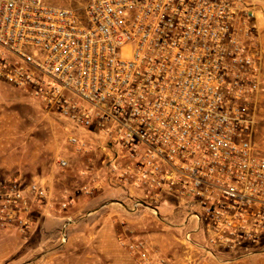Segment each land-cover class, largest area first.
Segmentation results:
<instances>
[{"label":"built area","instance_id":"obj_1","mask_svg":"<svg viewBox=\"0 0 264 264\" xmlns=\"http://www.w3.org/2000/svg\"><path fill=\"white\" fill-rule=\"evenodd\" d=\"M54 1L0 0V81L93 135V146L87 133L70 143L100 156L80 172L88 183L61 197L43 181L0 180V231L27 237L47 206L65 245L80 200L120 189L131 212L160 217L172 202L190 256H263L264 155L253 130L264 0ZM118 242L136 264H176L143 240Z\"/></svg>","mask_w":264,"mask_h":264},{"label":"rangeland","instance_id":"obj_2","mask_svg":"<svg viewBox=\"0 0 264 264\" xmlns=\"http://www.w3.org/2000/svg\"><path fill=\"white\" fill-rule=\"evenodd\" d=\"M54 3L76 5V2L71 0H55ZM257 34L260 40L258 51L261 57L263 81L256 106L253 143L264 155V53L262 52L264 15L260 17V29ZM86 133L83 130L74 129L56 111L46 108L27 92L0 81V180L16 179L26 184L35 180L43 181L51 195L56 197H61L65 190L75 193L77 187L88 183L89 180V178H80L78 172L88 167V160L93 159V156H100L99 152L94 155L79 153L70 143L71 137H82ZM85 137L93 146V135L87 133ZM61 160L69 162L67 169L60 168ZM91 199L83 198L80 202ZM128 199L132 200V198ZM75 209L74 213L78 211V206ZM142 211L148 213L146 217L150 218V223L156 218L159 219L156 222L159 223L158 230L167 232L165 228L169 227V210H163L161 215L158 211L160 217L155 216L153 211L148 209H140L139 213L130 211L131 218L137 217ZM160 219H163V224ZM81 223L84 222H77L74 228ZM29 245L30 242L15 230L0 231V264H45L40 256L35 255L39 253H34ZM64 250L55 255H59L58 258L66 263V256L72 258L73 256L70 253L66 254ZM84 253V250H78L77 254L80 257L77 260L82 258L83 264H90L86 261V258L90 259V257ZM133 261L130 264H136Z\"/></svg>","mask_w":264,"mask_h":264},{"label":"crops","instance_id":"obj_3","mask_svg":"<svg viewBox=\"0 0 264 264\" xmlns=\"http://www.w3.org/2000/svg\"><path fill=\"white\" fill-rule=\"evenodd\" d=\"M262 52L264 53V49ZM81 171L83 169L78 173ZM79 177L83 178L81 175ZM91 198L87 202L81 201L78 205V211L74 214L75 222L71 226L69 239L65 245L58 243V230L62 222L58 212L54 208L43 206L34 214L33 229L25 239L30 242L29 246L34 253H39L35 255L40 256L45 264H83L82 258L77 260L80 257L77 254L78 250L85 251L84 254L90 257L86 258V261L90 264H130L133 260L127 251L120 247L119 236L130 240H143L158 254L176 264H187L188 260H191L192 264H264L263 256L236 262L231 261L228 256L212 257L201 252L190 256L182 238L181 228H175L173 223L174 220L179 221L181 215L172 202L158 208L160 215L163 210H169V227L165 228L167 232H160L157 228L159 223H156L159 219L156 218L150 223L146 211L131 218L128 198L132 197L120 189H107ZM162 220L160 219L163 224ZM77 222L84 223L74 228ZM198 241L203 245L202 238ZM63 250L73 256V258L66 256V263L58 258L59 255H55Z\"/></svg>","mask_w":264,"mask_h":264}]
</instances>
